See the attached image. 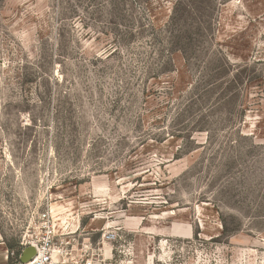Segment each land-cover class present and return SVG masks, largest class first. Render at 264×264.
Instances as JSON below:
<instances>
[{
    "label": "rangeland",
    "instance_id": "1",
    "mask_svg": "<svg viewBox=\"0 0 264 264\" xmlns=\"http://www.w3.org/2000/svg\"><path fill=\"white\" fill-rule=\"evenodd\" d=\"M49 232L264 264V0H0V264Z\"/></svg>",
    "mask_w": 264,
    "mask_h": 264
},
{
    "label": "built area",
    "instance_id": "2",
    "mask_svg": "<svg viewBox=\"0 0 264 264\" xmlns=\"http://www.w3.org/2000/svg\"><path fill=\"white\" fill-rule=\"evenodd\" d=\"M70 259L64 251L56 252L52 234L49 232L46 238L36 245V253L32 259L25 262L20 260L14 264H82L76 255Z\"/></svg>",
    "mask_w": 264,
    "mask_h": 264
},
{
    "label": "water",
    "instance_id": "3",
    "mask_svg": "<svg viewBox=\"0 0 264 264\" xmlns=\"http://www.w3.org/2000/svg\"><path fill=\"white\" fill-rule=\"evenodd\" d=\"M35 253H36L35 248H33V247L27 248L23 251V254H22L20 260L22 262L28 261V260L32 259V257L35 255Z\"/></svg>",
    "mask_w": 264,
    "mask_h": 264
},
{
    "label": "trees",
    "instance_id": "4",
    "mask_svg": "<svg viewBox=\"0 0 264 264\" xmlns=\"http://www.w3.org/2000/svg\"><path fill=\"white\" fill-rule=\"evenodd\" d=\"M21 252H22L21 247H18V250L15 252V258L16 259H18V256H20Z\"/></svg>",
    "mask_w": 264,
    "mask_h": 264
}]
</instances>
